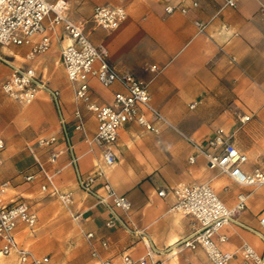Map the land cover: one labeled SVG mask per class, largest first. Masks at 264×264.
<instances>
[{"label":"crops","instance_id":"1","mask_svg":"<svg viewBox=\"0 0 264 264\" xmlns=\"http://www.w3.org/2000/svg\"><path fill=\"white\" fill-rule=\"evenodd\" d=\"M66 1L65 15L83 27L94 45L105 49L119 72L147 84L151 103L169 123L141 108L149 121L160 126V132L137 122L124 123L113 144L116 160L107 164L103 149L96 144L90 149L85 139V132L89 136L96 132L97 119L85 102L74 98V86L60 56L70 42L63 26L47 31L51 37L48 49L32 58L28 57V44H0V55L16 65L34 67L39 78L59 90L58 106L46 91H39L27 104L8 97L1 84L10 76L11 67L0 60V137L5 141L0 151V183L10 182L4 201H25L37 214L33 227L18 222L15 235L19 245L38 256L48 255L53 264H99L83 229L94 232L92 242L102 258L122 264L124 253L136 258L146 252L144 235L154 246V258L163 264H210L201 246L191 249L179 242L197 226L192 216L171 210L176 201L174 187L186 182L208 183L230 208L236 205L238 193L246 194L245 205L237 213L239 222L219 231L227 239L219 241L215 236L221 249L233 253L228 264H241L243 242L264 253V225L260 224L264 185L240 184L209 167L206 157L185 137L204 144L221 127L234 133V144L248 157L240 168L252 173L260 167L264 172V0H235L234 6L226 0ZM96 5L123 6L126 18L114 29L101 27L92 20ZM167 6L174 10L167 12ZM196 22L206 24L203 31ZM88 82L91 100L99 105L111 104L114 93L124 90L117 82L104 86L95 76ZM192 102H196L194 107H190ZM76 109L83 116L85 132L75 128ZM246 115L250 118L241 121ZM50 136L56 137L53 144L39 145V139ZM52 149L62 150L55 161L49 160ZM192 155L194 161L189 160ZM72 156L77 157L76 165L70 163ZM36 159L54 174L61 192H70L69 205L50 188L41 189L47 181L36 167ZM98 169L104 171V177L92 185L95 193L105 194L103 182L107 179L131 204L128 211L117 208V212L132 231L142 234L119 224L106 226L110 211L78 182V176L87 178ZM27 174L34 177L26 180ZM161 189L164 195L158 194ZM72 213L81 214L79 221ZM103 240L106 246L101 244ZM16 262L15 253H0V264Z\"/></svg>","mask_w":264,"mask_h":264},{"label":"built area","instance_id":"2","mask_svg":"<svg viewBox=\"0 0 264 264\" xmlns=\"http://www.w3.org/2000/svg\"><path fill=\"white\" fill-rule=\"evenodd\" d=\"M226 4L234 6L235 0H226ZM66 8V0H0V44H28L30 45L28 57L32 58L37 53L48 49L51 37L47 31L54 32L58 25L63 26L70 42L61 49L60 56L66 75L74 86V98L76 101L85 102L87 109L92 111L97 119L96 132L89 136L85 132L83 116L80 110L76 109L77 122L75 128L85 132V139L90 149L93 144L103 149L104 160L111 165L116 160L113 144L116 143L119 128L124 123L137 122L155 133L160 132V126L149 121L141 108L150 111L162 123L168 124L169 122L151 103L147 84L130 73L119 72L108 60L105 49L102 46L94 45L84 32L83 27L65 15ZM180 9L186 11L184 7ZM173 10V6L166 7L167 12ZM262 11L264 12V6H262ZM126 15V9L123 6L96 5L92 20L101 27L114 29L120 25ZM45 21L48 22L47 26L44 24ZM196 24L199 31H203L206 26L202 22H196ZM37 36H39L38 39H36ZM0 60L11 67L10 76L1 84V90L5 95L27 104L35 99L39 91H46L58 106L59 90L50 87L47 81L39 78L34 67L16 65L2 55H0ZM95 62H98V66L94 65ZM152 68L154 69L156 66L153 65ZM90 76H95L104 86L117 82L124 90L114 93L111 104L99 105L91 100L88 82ZM195 104L196 102H192L190 107H194ZM249 118L248 115L243 116L241 121H246ZM59 121L67 136L64 118L60 113ZM233 136L234 133L218 127L204 144L197 143L190 137H185L198 153L206 157L209 167L218 168L240 184L264 185V172L260 167H255L252 173H245L240 168V165L247 161L248 157L246 153L236 147ZM55 140V136H50L39 139L38 143L42 146H49ZM4 146L5 141L0 137V151ZM209 147L214 150L219 149V151H210L208 150ZM68 148L71 149L70 143H68ZM61 152V149H52L49 153V160L55 161ZM189 160L194 161V156H190ZM2 161L0 154V164ZM76 161L77 157L72 156L70 163L76 165ZM36 164L47 181L41 185V189L50 188L52 193L56 194L65 205H69L72 202L70 192H61L54 183V174L49 172L38 159H36ZM101 176L104 177V171L98 169L95 175L87 178L78 176V182L82 189L94 193L110 211L111 218L105 223L107 227L119 224L127 231L140 234V231H132L116 210L117 208L123 211L130 209V201L125 195L118 194L107 179L103 182L105 194L95 193L92 185ZM33 177V174L25 175L26 180ZM9 185L8 180L0 183V253L3 255L15 253L17 255L16 264H53L48 255L38 256L31 250L19 245L15 235L18 222L21 221L33 227L37 222V214L29 208L25 201L17 200L11 203L4 201V195ZM173 190L176 201L171 206V210L190 215L197 222V226L192 232L179 241L180 244L191 249L201 246L210 264H228L233 253L221 249L215 240V236L219 241L227 239L226 235L219 231L224 225L239 222L237 213L245 205L246 194L238 193L236 205L230 208L208 183L181 182ZM164 193V189L158 191L159 195H164ZM80 215V213H72V217L76 221H79ZM260 224L264 225V213L260 217ZM82 233L90 244L91 255L98 260V263L111 264V260L102 258L94 246L92 242L95 236L94 232L82 229ZM141 239L146 246V252L136 258L124 253L122 264H163L162 261L154 258L155 249L150 239L144 235H141ZM101 244L106 246L107 241L103 240ZM240 252L242 255L241 264H264V253H258L249 243L243 242Z\"/></svg>","mask_w":264,"mask_h":264},{"label":"rangeland","instance_id":"3","mask_svg":"<svg viewBox=\"0 0 264 264\" xmlns=\"http://www.w3.org/2000/svg\"><path fill=\"white\" fill-rule=\"evenodd\" d=\"M63 83H64V82H63ZM63 83H62V84H63ZM36 167H38L37 164H36ZM49 196H50V195H48V194L45 195V197H49Z\"/></svg>","mask_w":264,"mask_h":264}]
</instances>
